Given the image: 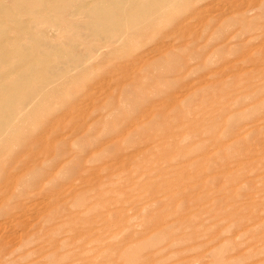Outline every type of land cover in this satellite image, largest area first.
Instances as JSON below:
<instances>
[{
    "label": "rangeland",
    "instance_id": "obj_1",
    "mask_svg": "<svg viewBox=\"0 0 264 264\" xmlns=\"http://www.w3.org/2000/svg\"><path fill=\"white\" fill-rule=\"evenodd\" d=\"M32 27L75 57L93 38ZM137 32L71 78L30 60L53 83L0 147V264H264V0H182Z\"/></svg>",
    "mask_w": 264,
    "mask_h": 264
},
{
    "label": "bare ground",
    "instance_id": "obj_2",
    "mask_svg": "<svg viewBox=\"0 0 264 264\" xmlns=\"http://www.w3.org/2000/svg\"><path fill=\"white\" fill-rule=\"evenodd\" d=\"M180 1L182 0H0V147L8 146L10 131L15 127L14 124L22 121L28 106L40 103L39 91H46L51 88L49 86L53 80L55 82L61 79L60 76L69 77L74 70L94 68L93 54L100 49V43L110 50L114 44L128 42L132 36L127 35L130 28L142 35L146 29L159 25L169 9ZM78 14L84 15L87 20L81 22L76 17ZM45 20L58 31L59 27L67 30L86 26L93 32V38L85 40V52L75 57L68 49L63 50L62 47L45 42L43 35L35 34L32 26L40 25ZM26 39L36 41L43 48L36 51L25 49L23 41ZM80 39L82 38L76 36L75 42H80ZM36 55H44L57 64V78L47 79L40 89H33L28 81V77L36 70V64L30 62ZM60 63L63 65L60 66ZM72 64H75L74 69L70 68ZM75 82L76 79L73 78L71 83ZM26 91L30 92L29 99L24 97ZM49 93L50 91L47 95ZM17 154L18 151L14 152V159L18 157ZM13 163L11 159L9 164ZM7 167L4 168L6 172L9 169ZM1 179L3 183L5 177Z\"/></svg>",
    "mask_w": 264,
    "mask_h": 264
}]
</instances>
